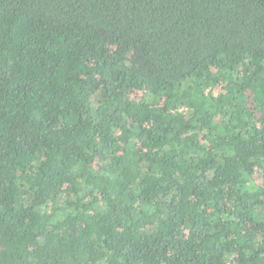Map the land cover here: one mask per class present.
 Here are the masks:
<instances>
[{
    "label": "trees",
    "instance_id": "obj_1",
    "mask_svg": "<svg viewBox=\"0 0 264 264\" xmlns=\"http://www.w3.org/2000/svg\"><path fill=\"white\" fill-rule=\"evenodd\" d=\"M0 264H264V0H0Z\"/></svg>",
    "mask_w": 264,
    "mask_h": 264
}]
</instances>
